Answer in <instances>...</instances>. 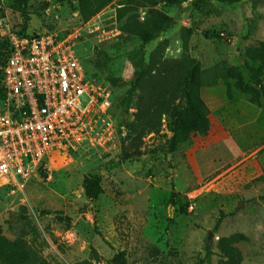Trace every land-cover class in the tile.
Instances as JSON below:
<instances>
[{
	"label": "rangeland",
	"instance_id": "1",
	"mask_svg": "<svg viewBox=\"0 0 264 264\" xmlns=\"http://www.w3.org/2000/svg\"><path fill=\"white\" fill-rule=\"evenodd\" d=\"M158 1L113 0L87 19L82 0H27L23 11L0 0L1 40L23 29L79 34L91 77L115 104L130 98L127 112L116 107L127 138L56 156L23 188L0 186L3 235L41 264H115L118 255L126 264H264V98L252 103L228 77L238 68L250 82L246 55L264 42V0ZM197 66L210 132L169 152L168 123L185 108L179 83ZM137 147L140 156H124ZM93 175L102 178L95 201L85 190Z\"/></svg>",
	"mask_w": 264,
	"mask_h": 264
},
{
	"label": "built area",
	"instance_id": "2",
	"mask_svg": "<svg viewBox=\"0 0 264 264\" xmlns=\"http://www.w3.org/2000/svg\"><path fill=\"white\" fill-rule=\"evenodd\" d=\"M1 68L0 186L25 187L56 156L127 138L112 92L91 77L81 36L10 34Z\"/></svg>",
	"mask_w": 264,
	"mask_h": 264
},
{
	"label": "trees",
	"instance_id": "3",
	"mask_svg": "<svg viewBox=\"0 0 264 264\" xmlns=\"http://www.w3.org/2000/svg\"><path fill=\"white\" fill-rule=\"evenodd\" d=\"M113 0H82V16L90 18L98 13L103 7ZM27 0H13L12 8L16 11H23ZM152 7L159 4L158 0H152ZM20 34H27L23 29ZM207 35V34H206ZM10 41L0 39V75L2 80L1 68L10 53ZM256 64V66L251 65ZM245 67L250 74V82H246L243 73L238 68H231L228 71V77L235 81L236 89L245 95L251 96V101L259 105L261 99L264 98V42H260L258 46L248 50L246 55ZM0 80V104L4 99V91L1 88ZM202 81L200 77L199 67H189L184 71L179 83L180 98L185 102V108L177 110L171 116L172 120L168 123L169 132L172 137L168 142L169 152L177 150L181 145H187L194 136H207L210 132V110L202 97ZM226 95L231 100V88L227 87ZM130 98L125 97L123 100H117L118 109L121 112H127L129 109ZM152 131L147 125L143 127L145 130ZM129 135V134H128ZM141 151L137 147L131 154L124 156H140ZM167 157V156H166ZM46 176V174H44ZM101 176L93 175L85 185L86 194L93 201L99 198L101 193ZM256 181V180H255ZM181 213L188 215L187 208H183ZM238 242V238L233 239ZM236 251V250H235ZM232 257V256H231ZM115 264H126L123 255H118L114 260ZM0 263L1 264H41L38 256L30 249L29 245L23 240L11 241L5 237L0 228Z\"/></svg>",
	"mask_w": 264,
	"mask_h": 264
}]
</instances>
